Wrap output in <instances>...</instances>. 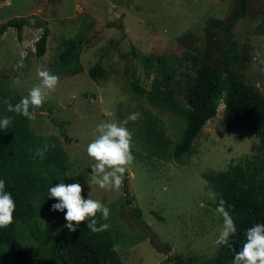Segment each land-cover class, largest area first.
<instances>
[{"label": "rangeland", "instance_id": "374dc122", "mask_svg": "<svg viewBox=\"0 0 264 264\" xmlns=\"http://www.w3.org/2000/svg\"><path fill=\"white\" fill-rule=\"evenodd\" d=\"M237 4L238 0H0V22L17 15L31 20L21 39L14 27L0 38V119L12 118L0 134H7L14 123L26 122L33 134L55 139L67 160L48 188L61 181L78 182L85 196L90 191L91 198L108 206L110 215L102 218V224L109 225L125 264H176L169 255L198 264L211 262L221 247L214 241L223 218L215 210L223 194L230 190L254 202L264 199L261 140L248 129L222 124L223 101L195 138L191 153L177 159L172 147L183 118L150 95L152 91L165 97L162 91L172 88L176 101H186L185 85L197 68L193 58L218 64L228 43L225 33L213 30L212 20H227ZM45 25L50 27L47 49L38 55L35 41ZM234 30L242 56L237 70L264 94V0H249L247 14ZM67 36L80 39L82 48L78 59L72 56L63 62L59 53ZM98 60L106 74L95 80L88 68ZM37 67L58 75L60 83L43 107L35 110V120H29L7 108L40 82ZM166 74H171L169 81ZM136 76L146 88L142 94L132 88ZM156 76L159 90L154 87ZM105 110L114 117H106ZM135 112L141 118L127 125L135 155L125 174L129 192L122 187L119 191L90 187L87 181L95 161L88 156L87 146L94 129L102 121H122ZM150 125L163 128L171 140L165 151L151 143ZM48 192L36 194L34 218L19 220L15 235L8 231L0 236V264L13 263L11 246L16 242L35 253L36 264H49L51 259V264H59L53 259L51 242L66 220L63 212L52 210L57 201L48 198Z\"/></svg>", "mask_w": 264, "mask_h": 264}, {"label": "trees", "instance_id": "16d2710c", "mask_svg": "<svg viewBox=\"0 0 264 264\" xmlns=\"http://www.w3.org/2000/svg\"><path fill=\"white\" fill-rule=\"evenodd\" d=\"M248 2L249 0H238L234 12L227 20H212L213 30L220 29L225 33L229 38L228 43L218 64L207 59L193 58L197 65L196 74L189 77L186 82L185 102H178L172 97L170 94L172 88L162 91L165 97L150 91L152 97L156 96L165 102L183 118L182 131L172 147V153L177 159L191 153L195 138L201 133L205 123L218 113L222 101L224 103L222 124L232 129H248L261 140L264 148V94L247 83L237 70V66L242 62V56L239 52L240 39L234 28L247 14ZM30 22V17L24 15L10 17L0 22V38L6 30L14 27L17 38L21 39L24 27ZM49 32L50 27L45 25L35 41L38 55H44L46 52ZM81 48L80 39L67 36L61 43L60 60L68 62L72 56L78 59ZM88 73L93 79L98 80L105 76L106 69L101 60H98L88 68ZM165 78L169 81L171 74H166ZM132 83L136 93L142 94L146 90L139 83L137 76ZM154 87L160 89L159 76L155 77ZM164 132L163 128L158 130L154 125L149 126V139L161 151L168 149L171 143ZM69 139L70 137H67V140ZM45 143L50 149L41 159L36 156V150L42 149ZM51 145H54V148ZM66 160V153L57 145L55 139L52 137L43 139L33 134L26 122L14 123L7 134H0V179L6 181V190L12 193L17 205L14 223L0 228V236L5 237L8 231L15 235L19 220L27 221L37 215L36 194L49 190L48 185L58 180L55 174L62 171ZM127 180L125 176L122 186L126 193L129 192ZM48 193L45 195L49 198ZM126 199L128 202L132 200L130 196ZM222 199L226 201L225 206L227 205L236 223L237 233L230 240L239 250L245 240L246 229L256 223H264V199L254 202L230 190L223 194ZM96 219L97 226L102 224L100 215ZM66 223L57 229L51 242L53 259L57 263L125 264L119 251L113 250L115 242L109 230L93 233L86 224H81L76 232H70L65 227ZM11 248L15 253L12 264H36L33 251H26L17 242L12 244ZM36 249L38 251L39 248ZM233 255L227 247L221 245L211 262L206 261L205 264H230ZM168 259L176 264H198L181 256L169 255ZM50 262L48 261L49 264Z\"/></svg>", "mask_w": 264, "mask_h": 264}, {"label": "clouds", "instance_id": "9594fccd", "mask_svg": "<svg viewBox=\"0 0 264 264\" xmlns=\"http://www.w3.org/2000/svg\"><path fill=\"white\" fill-rule=\"evenodd\" d=\"M19 63L22 66L23 60L21 59ZM36 74L40 82L35 84L19 103L14 106L9 103L7 111L35 120V110L43 107L60 83L59 76L46 68L37 67ZM104 115L111 118L115 114L111 110H105ZM140 118L141 113L135 112L122 121L109 119L96 126L93 132L94 138L87 146L88 156L95 161L91 166V179L87 181L90 187L94 184L108 191L121 189L126 172L135 162L133 133L127 125L129 121L135 122ZM11 123L12 118L4 116L0 119V128L6 130ZM51 147L54 148V145ZM49 149L50 146L45 143L42 149L36 150V156L43 159ZM48 191L49 198L57 201L52 205V210L64 213V219L67 221L65 227L70 232H76L81 224H86L93 233L108 230L107 223L97 226L96 217L100 215L107 220L110 208L100 200L91 198L90 191L85 196L81 183L61 181ZM225 204L226 201L221 199L215 210L222 216L223 223L214 243L227 247L234 254L232 264H264V223H256L246 229L245 240L237 250L230 240L237 233V226L231 213L225 208ZM16 207L12 193L6 190V181L0 179V228L14 223ZM113 250H118V247L114 245Z\"/></svg>", "mask_w": 264, "mask_h": 264}]
</instances>
